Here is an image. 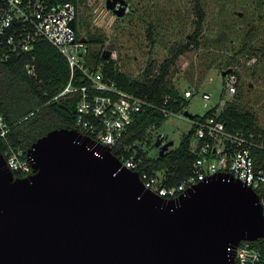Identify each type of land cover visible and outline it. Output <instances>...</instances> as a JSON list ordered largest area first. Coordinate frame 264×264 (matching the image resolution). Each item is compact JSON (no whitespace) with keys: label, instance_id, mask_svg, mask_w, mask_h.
Returning a JSON list of instances; mask_svg holds the SVG:
<instances>
[{"label":"water","instance_id":"1","mask_svg":"<svg viewBox=\"0 0 264 264\" xmlns=\"http://www.w3.org/2000/svg\"><path fill=\"white\" fill-rule=\"evenodd\" d=\"M106 5L126 15V0ZM164 141L155 142L160 156L175 146ZM27 156L33 172L17 177L0 151V264H235L241 242L264 238L260 196L229 176L168 200L110 147L67 128L38 139Z\"/></svg>","mask_w":264,"mask_h":264},{"label":"built area","instance_id":"2","mask_svg":"<svg viewBox=\"0 0 264 264\" xmlns=\"http://www.w3.org/2000/svg\"><path fill=\"white\" fill-rule=\"evenodd\" d=\"M78 14V0H0V59L7 61L30 54L43 42L58 49L68 61L72 80L54 100L79 93L78 130L112 149L119 145L137 115L149 104L141 97L120 90L116 83L106 80L101 70L89 65L90 45L80 33ZM26 69L35 74L34 64H27ZM234 70L231 69L223 82L229 98L238 93L239 78ZM77 73L83 84L75 87L72 81ZM85 81L87 85H84ZM184 94L190 99L197 92L189 88ZM202 98L206 102L212 100L209 93H203ZM217 105V110L208 118L191 120L196 128L190 143L194 157L192 173L180 184L166 186V173L144 170L136 154L128 157L122 154L119 159L123 166L137 172L147 190L168 200L178 198L211 176L222 174L252 188L264 204V140L254 134L229 131L220 119L226 101L221 100ZM163 112L168 117L186 118L184 111ZM10 130L0 111V140H6ZM163 136L168 141L166 134ZM4 156L15 174L21 177L32 174L25 150L9 145ZM255 243L243 241L237 246L235 264H264V247Z\"/></svg>","mask_w":264,"mask_h":264},{"label":"trees","instance_id":"3","mask_svg":"<svg viewBox=\"0 0 264 264\" xmlns=\"http://www.w3.org/2000/svg\"><path fill=\"white\" fill-rule=\"evenodd\" d=\"M194 1L197 12L195 31L187 37L186 42L180 43L178 49L172 50L173 55L165 59L158 70L151 62L142 75L135 78L129 73L121 71L112 56L105 59V52L96 55L90 50L88 60L90 66L101 70L107 81L116 83L120 90L134 94L148 102L149 106H146L137 115L119 145L112 148V152L118 158H121L122 154L127 157L136 154L137 158L141 159L144 170L166 173L168 177L166 186L178 185L187 178L192 173L194 161L190 152V143L196 132L195 126H192L189 132L182 136L177 147L170 149L164 156H160L155 148L157 137L164 134L161 132V127L169 118L163 110L183 112L188 105L185 94H182L168 81L171 68L187 52L203 50L202 29L206 21V11L201 0ZM80 3H83V0H78V5ZM78 17L77 24L79 26ZM154 34V28L151 27L148 36L152 42ZM88 35L86 40L89 45L101 44L105 41L104 35L92 33L90 30ZM252 35V31L246 33V41L241 42L242 45L235 52L233 58L219 59L218 66L221 64L225 66L222 72L235 69L233 63L238 62L241 55L256 54L257 51L250 45ZM225 40L226 34H223L218 39V43H224ZM214 62L215 60L212 58L208 62L211 64L208 68H211ZM29 63L35 65V74H30L26 69V65ZM234 72L239 76L236 69ZM71 80L72 72L67 59L58 49L45 42L37 45L30 54L13 57L7 61L0 59V111L11 128L7 139L0 140V151L3 154L9 145L27 152L38 139L54 129H79L77 105L80 94L75 93L54 100L68 87ZM72 84L75 87L83 84L79 73L75 74ZM87 84L85 81L84 85ZM189 87L192 85L190 84ZM195 90L197 93L199 92L197 88ZM223 94L224 92L220 97H223ZM241 98L242 91L238 86V94L232 102L224 107L220 113V119L231 132L254 134L264 140V131L259 128L257 114L242 107ZM218 106H213L204 116H194L193 121L208 118L217 110ZM15 175L21 177L18 174ZM262 199L264 202V195ZM255 245L264 247V238L257 241Z\"/></svg>","mask_w":264,"mask_h":264},{"label":"rangeland","instance_id":"4","mask_svg":"<svg viewBox=\"0 0 264 264\" xmlns=\"http://www.w3.org/2000/svg\"><path fill=\"white\" fill-rule=\"evenodd\" d=\"M126 1V15L118 17L107 8V0H83L79 5V28L85 38L89 36V30L104 35L103 43L90 44L91 53L109 52L121 71L136 78L151 62L158 70L163 61L173 55L172 50L187 41L195 31L197 12L194 0ZM201 2L206 11L202 29L203 50H191L182 55L171 68L168 81L182 94L189 88L198 89L199 92L188 99L185 109L194 116H204L221 100L227 105L236 96L229 98L226 94L222 76L225 66H218L219 59L233 58L241 42L246 41V33L252 31L250 45L256 54L241 55L233 67L239 75L241 105L257 114L259 128L264 131V0ZM151 27L155 31L153 42L148 36ZM223 34H226V40L220 44L218 39ZM212 58L215 62L208 68ZM222 92L223 97H220ZM203 93H209L212 100L204 101ZM191 127L190 119L170 116L161 132L167 135L166 140L175 141L173 149Z\"/></svg>","mask_w":264,"mask_h":264},{"label":"flooded vegetation","instance_id":"5","mask_svg":"<svg viewBox=\"0 0 264 264\" xmlns=\"http://www.w3.org/2000/svg\"><path fill=\"white\" fill-rule=\"evenodd\" d=\"M169 141V140H168ZM167 141H164V143L163 144H165Z\"/></svg>","mask_w":264,"mask_h":264}]
</instances>
